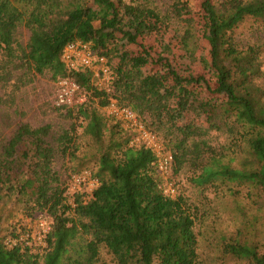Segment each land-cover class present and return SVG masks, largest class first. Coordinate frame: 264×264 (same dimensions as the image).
<instances>
[{"label": "trees", "instance_id": "trees-1", "mask_svg": "<svg viewBox=\"0 0 264 264\" xmlns=\"http://www.w3.org/2000/svg\"><path fill=\"white\" fill-rule=\"evenodd\" d=\"M88 1L0 0L3 64L21 65L32 75L49 71L54 81L73 77L84 100L57 108L78 119L81 133L97 148L91 172L97 185L87 200L77 190L68 202L69 186L65 189L53 161L57 151L75 153V127L63 129L54 146L48 139L50 124L18 123L0 153V199L15 195L27 212H45L51 223L41 252L33 251L31 242L25 240L8 245L0 234V264H98L101 250L112 264H213L216 260L223 264L227 258L239 264H264V250L258 244L233 237L220 238L221 250L213 260L204 256L196 231L199 206L183 192L164 193L166 178L157 170L155 152L144 145H131L130 131L100 110L116 100L130 107L147 129L169 137L170 148L164 146L173 154L171 171L177 173L188 166L193 185L249 182L264 189V101L255 82L262 72L259 49L255 45L239 48L232 36L247 17L264 16V0H217L215 6L212 0H202L215 87L202 74L182 75L168 59L159 60L161 71L146 72L142 66L158 59L125 53L116 63L107 59L113 75L109 90L96 83L90 68L69 71L60 57L64 45L76 40L89 42L94 51L108 55L112 33L100 32L105 25L98 31L90 27L93 9ZM95 1L111 7L110 26L119 20L121 9L133 15L141 8L136 5L138 0ZM183 5H173L172 13L182 15L187 3ZM153 16L163 20L156 13ZM21 25L29 30V37L19 48L16 31ZM190 34L186 28L183 43ZM201 89L222 93L223 98L207 108ZM2 103L0 97V107ZM185 109L205 111L208 129L238 128L234 132L247 141L253 165H231L223 152L208 143L206 132L181 119ZM15 230L10 231L13 238L27 231Z\"/></svg>", "mask_w": 264, "mask_h": 264}, {"label": "rangeland", "instance_id": "rangeland-1", "mask_svg": "<svg viewBox=\"0 0 264 264\" xmlns=\"http://www.w3.org/2000/svg\"><path fill=\"white\" fill-rule=\"evenodd\" d=\"M124 1L129 2V0ZM184 3H187L186 8L182 11V15L177 17L172 13V7L176 4L182 6ZM212 3L215 6L217 0H212ZM88 4L93 9L88 20L90 27L98 31L101 25H105L100 32L112 33L106 56L112 63L118 62L119 57L125 53L131 57H154L158 59L157 62L150 61L142 67L146 72H159L162 70L159 60L168 59L182 75L202 74L211 87L216 86L215 73L209 68V45L202 0H147L146 2L138 0L136 5L141 8L135 14H125L121 9L118 11L119 20L111 26L109 25L112 19L110 6L95 0H89ZM154 13L162 18L164 23H161L163 20L156 21ZM186 28L191 34L187 42L183 43L181 36ZM232 36L239 48L255 45L259 49L258 57L262 72L255 82L261 89L262 101H264V16L257 19L247 17L233 29ZM28 37L29 30L22 25L19 26L16 31L19 48L25 46ZM4 62L5 57H0V66L3 65L2 67L5 68L0 69V97L3 99L0 107V153L19 122H26L34 127L50 124L48 139L54 146H57L58 134L73 125L75 142L78 146L75 153L62 154L57 151L53 161V169L59 174L66 189L72 184L73 175L84 171L92 172L96 145L91 138L81 133L78 119L67 116L66 111L58 109L53 104L55 81L49 71L32 75L21 65L5 66ZM14 62L16 65L20 64L18 59ZM7 70L10 71L9 75L6 74ZM201 91L207 108L223 98V94L219 92L205 89ZM100 110L105 115H110L107 108ZM182 117L186 118L191 126L199 127L203 133L206 132L204 135L208 143L218 152H223L225 159L230 160L231 165L234 167L253 165V157L247 141L234 132L238 128L230 131L226 125H222L219 130L208 129V118L203 110L194 113L185 109L181 119ZM229 122L232 124V117L229 118ZM158 134L163 146L167 144L170 148L169 137L162 132ZM131 135L130 132V137ZM191 174L192 169L184 166L177 173L172 170L165 180L174 185L177 193H185L199 206L201 216L196 231H198L199 248L204 256L210 257L211 260L217 257L221 250L220 238L224 236L258 244L260 251H263L264 189L249 182L240 184L217 181L215 185L196 186L190 181ZM93 188L94 186L83 184L79 187L78 193H83V199L87 200ZM66 200L72 202V195L66 197ZM39 220L51 223L50 216L45 212L35 211L32 214L27 212L24 202L17 200L15 195L0 199V234L4 235L5 242L12 237L10 233L12 227L16 228L15 233L23 230L41 232ZM31 244L35 252H41L45 245L43 238H33ZM99 257L98 264H112L105 250L100 251ZM220 263V260H216L213 264ZM223 264H239V262L227 258Z\"/></svg>", "mask_w": 264, "mask_h": 264}, {"label": "built area", "instance_id": "built-area-1", "mask_svg": "<svg viewBox=\"0 0 264 264\" xmlns=\"http://www.w3.org/2000/svg\"><path fill=\"white\" fill-rule=\"evenodd\" d=\"M60 57L69 71L90 68L94 77L97 78L96 83L106 90H109L108 87L113 75L107 63V57L102 53L94 51L89 42L80 40L68 42L62 48ZM54 85L53 104L56 107L71 106L75 102L83 101L85 98L79 84L71 76L59 77ZM106 108L115 120L119 121L132 133L129 140L131 145H144L150 147L155 152L157 170L167 178L172 169L173 154L169 149L163 146L158 135L147 129L130 107L120 105L116 100L111 99ZM166 182L167 183L163 185L164 193L174 195L176 193V188L170 182ZM83 184L95 187L97 185V179L87 171L78 175H73L72 184L69 185L66 193L73 194ZM38 224L41 227V232L28 230L20 234L18 238H9L6 243L8 245H13L17 243V240H25V243L30 245V239L43 238L50 229V223L39 220Z\"/></svg>", "mask_w": 264, "mask_h": 264}]
</instances>
